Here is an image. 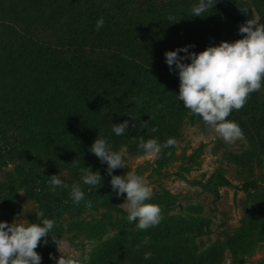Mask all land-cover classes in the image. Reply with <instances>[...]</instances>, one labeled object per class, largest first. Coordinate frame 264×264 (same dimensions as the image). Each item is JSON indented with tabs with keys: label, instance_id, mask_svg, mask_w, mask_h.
<instances>
[{
	"label": "trees",
	"instance_id": "16d2710c",
	"mask_svg": "<svg viewBox=\"0 0 264 264\" xmlns=\"http://www.w3.org/2000/svg\"><path fill=\"white\" fill-rule=\"evenodd\" d=\"M245 2L264 23V0ZM197 3L2 0L0 72L2 78L12 81H0V167L14 165L19 182L14 186L0 179V208L11 216L19 215L22 202L16 198L17 190L24 189L29 199L39 203V211L56 221L48 243L41 242L36 249L42 256L41 264H51L49 253L56 248L52 236L61 241L67 230L81 224L77 219L84 212L114 204L116 193L107 165L90 151L96 138L106 139L113 150L126 147L136 155L144 153L138 148L141 136L145 140L158 138L161 143L172 137L178 142L187 120L202 119L189 114L178 99V69L173 66L170 71L165 52L192 45L188 52L198 53L221 41L239 39L241 17L247 20L254 12L242 13L240 7L246 5L241 0H217L206 16H191L190 10ZM101 17L104 24L97 30ZM263 91L252 93L246 105L233 110L228 119L249 132L264 152ZM128 114L138 119L132 120ZM125 120L129 121L126 133L116 136L112 124ZM144 122L147 127H140ZM152 127L158 131L152 132ZM184 157L188 165L197 163L194 154ZM244 157L233 156L240 165ZM179 159L176 146L164 149L154 160V171L162 173ZM84 166L101 173L103 181L97 189L82 184L79 169ZM119 170L113 174L121 175ZM58 174L69 186L81 183L85 200L92 202L91 209L85 208L84 202L73 204L68 189L49 185V177ZM213 179L217 185L230 183L221 172ZM31 222H38L35 213ZM248 222L244 220L229 238L233 262H245L248 254L263 245L264 220L255 233ZM119 227H124L123 232L128 224ZM121 232L104 239L82 264H180L181 254L175 255V250L158 253L157 239L149 244V262L136 260L140 249L136 246L142 237L130 241ZM199 256L201 264H212L204 254Z\"/></svg>",
	"mask_w": 264,
	"mask_h": 264
},
{
	"label": "rangeland",
	"instance_id": "374dc122",
	"mask_svg": "<svg viewBox=\"0 0 264 264\" xmlns=\"http://www.w3.org/2000/svg\"><path fill=\"white\" fill-rule=\"evenodd\" d=\"M241 1L258 18L254 7L246 4L245 0ZM0 19L2 20V0ZM245 22V18L241 17L239 24ZM0 81L5 84L12 80L2 78L0 72ZM262 100L264 101V91ZM181 132L176 145V152L181 159L173 162L162 173L154 171L155 158H150L145 153L133 155L123 147L127 152V168H119L120 174L133 171L147 179L154 193L149 202L162 208L163 220L155 227L138 231L136 222L129 223L126 219L127 212L122 204L126 194L115 195L113 205L84 212L77 219L81 224L76 228L72 226L74 229L65 232L61 241L68 246L67 251L80 264L88 262L94 249L104 239L121 232L124 228L120 229L121 224H128V228L120 233L127 235V240L142 237L138 241V261L149 262L144 259L143 254L149 250V244L157 239L160 246L158 253L175 250V255L181 254L180 264H201L199 255L202 254L212 264H264V242L261 247L248 254L243 263L233 262L229 245V238L244 220H249L254 233L264 220V152L253 142L249 132L243 130L245 138L229 144L217 138L202 119L194 122L187 120ZM258 152L260 154L257 155ZM190 154H194L197 160L192 166L188 165L187 158L184 157ZM234 155H245V162L238 164ZM185 166L191 167L187 170ZM13 170L14 165L0 167V179L9 185L19 182V174ZM218 172L229 180V185H217L213 178ZM65 174L67 171L62 175ZM215 188L218 189V195ZM17 192L16 198L22 202V212L11 216L0 208V219L9 223L15 220L17 223L28 224L31 215L39 211L40 205L29 199L24 189ZM145 240L147 243H142ZM126 244L132 246L131 243ZM51 253L57 259L60 256L57 248ZM51 264H56L55 259H52Z\"/></svg>",
	"mask_w": 264,
	"mask_h": 264
},
{
	"label": "clouds",
	"instance_id": "9594fccd",
	"mask_svg": "<svg viewBox=\"0 0 264 264\" xmlns=\"http://www.w3.org/2000/svg\"><path fill=\"white\" fill-rule=\"evenodd\" d=\"M217 0H198L193 5L191 16L204 17V13L213 9ZM242 13H248L247 8H241ZM174 20V17H169ZM104 24L103 17L96 22L99 30ZM241 38L232 42L221 41L217 45H210L200 52H188L192 45H187L175 50L165 52L166 63L170 71L175 66L178 69L179 95L178 99L183 102V107L189 114L202 118L205 126L214 132L217 138L233 144L243 140L244 133L240 125L229 120L233 110L242 109L252 93L264 90V23L251 15L238 29ZM185 53L184 56L180 53ZM185 59L190 62L185 63ZM135 100V98H133ZM140 103L141 101H136ZM132 120L136 116L128 114ZM134 128L135 124L132 125ZM147 127V123L139 125ZM129 121L112 124V131L116 136L126 133ZM152 132L158 131L156 127ZM175 138L169 137L164 143L158 138L145 140L139 138L138 148L150 158H159L164 149L176 146ZM90 151L107 165V174L111 177L110 185L117 196L126 194L122 203L127 212V221L136 222L138 231L147 230L159 225L163 220V210L155 203H150L154 195L153 189L147 179L133 171H127L124 175H114V170L127 168L126 149L113 150L106 139L96 138L90 146ZM167 155H171L168 152ZM73 162V161H72ZM80 180L83 185L98 188L102 185L103 177L99 170L93 171L91 166L79 169ZM48 183L52 187H60L69 190V198L72 203L79 205L84 202L85 208L91 209L92 202L85 200V191L81 183H73L69 186L61 176L51 175ZM69 201H64L67 204ZM38 222L28 224L0 221V264H41L42 256L36 249L41 242L47 244V237L55 227L56 221L44 216L42 211L35 213ZM56 248L60 253L57 259L49 253V257L55 259L56 264H80L67 251L68 246L52 236ZM142 243H147V240ZM137 249L140 245L136 246ZM144 259H151L152 253L145 252Z\"/></svg>",
	"mask_w": 264,
	"mask_h": 264
}]
</instances>
